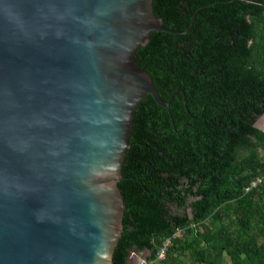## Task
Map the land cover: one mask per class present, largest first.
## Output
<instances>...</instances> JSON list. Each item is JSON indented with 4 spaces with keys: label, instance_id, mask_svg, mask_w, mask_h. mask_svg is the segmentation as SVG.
Listing matches in <instances>:
<instances>
[{
    "label": "water",
    "instance_id": "obj_1",
    "mask_svg": "<svg viewBox=\"0 0 264 264\" xmlns=\"http://www.w3.org/2000/svg\"><path fill=\"white\" fill-rule=\"evenodd\" d=\"M194 19L169 28L154 0H0V264H113L137 107L170 111L137 50Z\"/></svg>",
    "mask_w": 264,
    "mask_h": 264
},
{
    "label": "trees",
    "instance_id": "obj_2",
    "mask_svg": "<svg viewBox=\"0 0 264 264\" xmlns=\"http://www.w3.org/2000/svg\"><path fill=\"white\" fill-rule=\"evenodd\" d=\"M137 50L170 111L137 107L113 264H264V0H154ZM164 252L163 257H159Z\"/></svg>",
    "mask_w": 264,
    "mask_h": 264
},
{
    "label": "built area",
    "instance_id": "obj_3",
    "mask_svg": "<svg viewBox=\"0 0 264 264\" xmlns=\"http://www.w3.org/2000/svg\"><path fill=\"white\" fill-rule=\"evenodd\" d=\"M163 256H164V252H162L159 257H163ZM146 258H147L146 255L143 254L137 255L135 252L131 254V259L137 261L136 264H147L148 261Z\"/></svg>",
    "mask_w": 264,
    "mask_h": 264
},
{
    "label": "rangeland",
    "instance_id": "obj_4",
    "mask_svg": "<svg viewBox=\"0 0 264 264\" xmlns=\"http://www.w3.org/2000/svg\"><path fill=\"white\" fill-rule=\"evenodd\" d=\"M258 124L260 125V126H262V127H264V116L263 117H260L259 119H258ZM133 252H135V251H133ZM137 255H140V254H144V255H148L149 254V252L148 251H144V252H135ZM136 261H134V263H135Z\"/></svg>",
    "mask_w": 264,
    "mask_h": 264
},
{
    "label": "bare ground",
    "instance_id": "obj_5",
    "mask_svg": "<svg viewBox=\"0 0 264 264\" xmlns=\"http://www.w3.org/2000/svg\"><path fill=\"white\" fill-rule=\"evenodd\" d=\"M136 263H137V261L134 264H136ZM147 264H148V262H147Z\"/></svg>",
    "mask_w": 264,
    "mask_h": 264
},
{
    "label": "clouds",
    "instance_id": "obj_6",
    "mask_svg": "<svg viewBox=\"0 0 264 264\" xmlns=\"http://www.w3.org/2000/svg\"><path fill=\"white\" fill-rule=\"evenodd\" d=\"M144 255V254H143ZM147 256V255H146Z\"/></svg>",
    "mask_w": 264,
    "mask_h": 264
}]
</instances>
